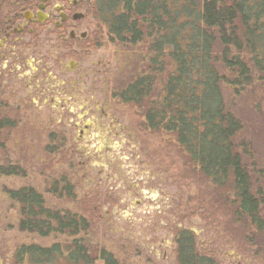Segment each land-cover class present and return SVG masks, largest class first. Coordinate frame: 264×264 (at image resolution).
<instances>
[{
    "label": "rangeland",
    "instance_id": "rangeland-1",
    "mask_svg": "<svg viewBox=\"0 0 264 264\" xmlns=\"http://www.w3.org/2000/svg\"><path fill=\"white\" fill-rule=\"evenodd\" d=\"M147 53L146 43L128 47L106 41L81 61L87 77L71 85L80 91L77 100L89 107L70 104V124H57L50 114L60 116L55 109L22 102L26 93L21 88L4 87L0 99L15 126L0 133V165L16 166L20 174H0V264H15L23 247H64L74 239L96 252L107 251L118 264H179L175 238L182 229L192 231L199 251L220 264H264V253L255 257V249H240L246 230L232 228L228 212L215 205L226 191L188 166L173 137L150 130L144 104L121 99L120 93L147 68ZM67 76L78 80L74 73ZM222 92L227 110L242 124L237 144L251 154L245 162L259 170L264 163V83ZM75 117L85 124L74 122ZM65 184L73 187L74 197L53 192ZM23 188L34 189L55 211L87 218L90 230L77 237L23 231L21 207L9 195Z\"/></svg>",
    "mask_w": 264,
    "mask_h": 264
},
{
    "label": "trees",
    "instance_id": "trees-1",
    "mask_svg": "<svg viewBox=\"0 0 264 264\" xmlns=\"http://www.w3.org/2000/svg\"><path fill=\"white\" fill-rule=\"evenodd\" d=\"M97 6L104 30L116 45L147 44L145 74L131 81L121 99L144 104L150 130L173 137L188 166L218 191H226L215 205L228 212L232 228L246 230L238 241L240 249H255V257L264 253V163L257 170L245 162L251 154L237 144L242 124L227 110L222 92L264 83V0H97ZM8 117L0 108V133L15 126ZM0 174L15 176L20 170L0 165ZM63 190L74 197L69 184L53 192ZM9 195L21 207L23 231L77 237L90 230L87 218L51 209L34 189ZM175 243L179 264H220L199 251L190 230H178ZM97 261L118 264L107 251L96 252L84 240L74 239L64 247H23L15 264Z\"/></svg>",
    "mask_w": 264,
    "mask_h": 264
},
{
    "label": "flooded vegetation",
    "instance_id": "flooded-vegetation-1",
    "mask_svg": "<svg viewBox=\"0 0 264 264\" xmlns=\"http://www.w3.org/2000/svg\"><path fill=\"white\" fill-rule=\"evenodd\" d=\"M104 29L97 0H0V98L7 85L21 88L22 102L55 109L60 116L50 114L56 123L70 124V104L89 107L77 100L80 91L71 85L87 77L81 61L106 41L115 42ZM5 104L0 99V108ZM74 122L85 124L82 117Z\"/></svg>",
    "mask_w": 264,
    "mask_h": 264
}]
</instances>
